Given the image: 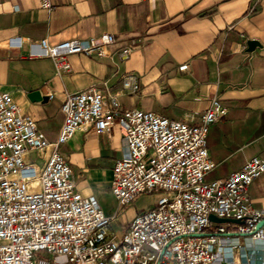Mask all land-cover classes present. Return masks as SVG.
<instances>
[{
    "label": "built area",
    "instance_id": "built-area-1",
    "mask_svg": "<svg viewBox=\"0 0 264 264\" xmlns=\"http://www.w3.org/2000/svg\"><path fill=\"white\" fill-rule=\"evenodd\" d=\"M40 4L51 7L49 0ZM113 42L111 33L56 43L29 40L27 56L50 58L60 76L70 69L69 55L110 57ZM132 44L120 49L121 58L129 56ZM11 46H20L19 37L7 40L6 47ZM0 56H7L4 48ZM121 84L130 93L139 89L132 75H124ZM61 113L51 142L12 96L0 91V264H235L236 249H242L241 264H264V223L256 228L264 208L254 206L248 195L264 161L252 156L225 177L207 179L216 167L207 134L227 114L218 98L211 99L197 123H189L123 109L116 95L106 97L91 87L68 93ZM115 124L123 152L112 166L114 211L107 215L93 197L77 190L59 148L76 132L109 133ZM141 194H153L155 205L137 211L124 227H114ZM211 215L237 222H214Z\"/></svg>",
    "mask_w": 264,
    "mask_h": 264
},
{
    "label": "crops",
    "instance_id": "crops-1",
    "mask_svg": "<svg viewBox=\"0 0 264 264\" xmlns=\"http://www.w3.org/2000/svg\"><path fill=\"white\" fill-rule=\"evenodd\" d=\"M49 1L45 9L40 0H0V50L7 53L0 56V91L12 96L49 141L60 130L68 93L93 87L106 97L116 95L123 109L189 123H197L216 97L227 114L207 134V151L216 163L207 179L225 177L252 156L264 161V0ZM104 33L114 36L110 57L71 54L70 69L60 76L50 58L27 56L29 40L56 43ZM11 37H19L20 46L6 47ZM249 40L257 42L251 50ZM132 42L129 56L121 58L120 49ZM183 64L187 68L180 70ZM124 75L138 81L136 93L122 87ZM34 91L45 99H30ZM59 152L83 196L100 205L102 189L111 195L112 166L123 152L117 124L109 133L76 132ZM248 195L264 208V172ZM232 261H244L242 249L232 252Z\"/></svg>",
    "mask_w": 264,
    "mask_h": 264
},
{
    "label": "rangeland",
    "instance_id": "rangeland-1",
    "mask_svg": "<svg viewBox=\"0 0 264 264\" xmlns=\"http://www.w3.org/2000/svg\"><path fill=\"white\" fill-rule=\"evenodd\" d=\"M32 159L35 158L34 154L30 155ZM99 202L102 209L106 213H112L114 211V199L109 194L108 190L102 189L99 193ZM155 205V196L153 194H141L135 198L116 218L112 223L114 227H124L132 216L141 209H146Z\"/></svg>",
    "mask_w": 264,
    "mask_h": 264
},
{
    "label": "water",
    "instance_id": "water-1",
    "mask_svg": "<svg viewBox=\"0 0 264 264\" xmlns=\"http://www.w3.org/2000/svg\"><path fill=\"white\" fill-rule=\"evenodd\" d=\"M257 44V42L255 40H249L247 41V46L249 47V50H251V48H253V46H255ZM29 98L32 100H40V99H45V97H41L40 93L38 91H34L32 93L29 94ZM210 220L214 221V222H227V221H231V222H237L236 220L233 219H220L217 218L213 215L210 216ZM264 223V219L261 220L260 222L257 223L256 228H259L262 224Z\"/></svg>",
    "mask_w": 264,
    "mask_h": 264
}]
</instances>
